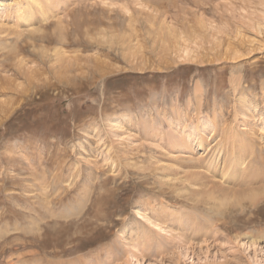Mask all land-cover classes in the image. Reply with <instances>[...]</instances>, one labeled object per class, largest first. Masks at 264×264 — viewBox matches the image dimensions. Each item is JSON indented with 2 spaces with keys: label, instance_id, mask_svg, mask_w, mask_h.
<instances>
[{
  "label": "rangeland",
  "instance_id": "374dc122",
  "mask_svg": "<svg viewBox=\"0 0 264 264\" xmlns=\"http://www.w3.org/2000/svg\"><path fill=\"white\" fill-rule=\"evenodd\" d=\"M22 2L0 0V264H264V0Z\"/></svg>",
  "mask_w": 264,
  "mask_h": 264
},
{
  "label": "bare ground",
  "instance_id": "6f19581e",
  "mask_svg": "<svg viewBox=\"0 0 264 264\" xmlns=\"http://www.w3.org/2000/svg\"><path fill=\"white\" fill-rule=\"evenodd\" d=\"M39 4L40 3H38L37 0H25V2L23 3V5H20V6H19V4H16L15 10L18 11V13H17L16 16L19 19H21L23 22H25V23L28 22L29 23V21L33 18V15H34L33 8H34V6H37V8H39V9H37V11L38 10L40 11L41 18L43 17L42 19H45L46 20L47 18L44 17L45 16V13H44L43 10H41L42 9L41 8L42 5H39ZM203 127L204 128H208L209 125L204 124ZM233 142H236V141H233ZM223 156L225 157L226 160L224 159L223 162H222V165H221V177H224L223 175H226L227 172L229 174L228 176H230L229 178L232 179V180L238 179L240 176H242V174H243L242 171L243 170L241 171V169L244 166L245 160L238 159V158H234L232 161H228L227 160L228 157H226L227 155L224 154ZM207 196H210V195H207Z\"/></svg>",
  "mask_w": 264,
  "mask_h": 264
}]
</instances>
